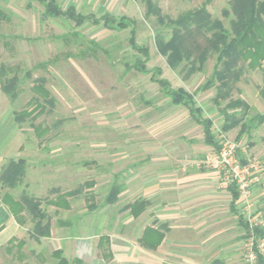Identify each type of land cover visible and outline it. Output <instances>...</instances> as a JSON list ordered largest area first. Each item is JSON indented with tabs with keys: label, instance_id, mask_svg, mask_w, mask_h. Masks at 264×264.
I'll return each instance as SVG.
<instances>
[{
	"label": "rangeland",
	"instance_id": "374dc122",
	"mask_svg": "<svg viewBox=\"0 0 264 264\" xmlns=\"http://www.w3.org/2000/svg\"><path fill=\"white\" fill-rule=\"evenodd\" d=\"M56 1L63 10L74 4L77 12L86 15H126L136 20L137 42L150 49L148 67L162 68L163 76L170 80L174 88L183 87L195 93L214 70L216 55L208 58L203 72L193 75L169 68L165 57L157 52L154 39L156 18L146 17V0ZM206 1L154 0L162 15L174 19L187 10L199 8ZM229 2L211 0L207 6L212 16L223 21L226 27H229L231 19L224 14L225 10L230 9ZM44 10V5L38 0H0V11L6 16L0 18V66L4 64L12 67L22 79L18 99L12 102L0 90V105L13 115L16 111L28 108L29 100L37 96L33 85L38 83L39 78L45 80L43 86L53 98V104L41 100L45 110L35 121V124L48 127L44 142H40L29 120L18 124L24 147L32 151L22 155L25 159L30 158L32 166L25 182L37 186L28 192L34 196L54 198L56 193L52 190L55 188L61 191L76 189L84 187L86 181L93 179L96 183L95 208L90 209L85 198V191L89 187H84L82 193L71 199L72 207L69 209L45 208L53 221L54 237L50 240L42 238L40 241L31 237L34 224L30 214L25 212L24 225L15 238L26 241V244L20 250L14 248L9 253L5 249L8 243L2 242L12 230L8 228L2 232L0 264H57L52 256L57 235L85 238L93 234L122 233L123 221L129 214L121 215L124 218L118 215L115 222L121 208L105 204L112 183L115 180L120 182V178L113 177L114 170H123L129 164L132 165L131 159L139 163L140 140L146 135L141 127L154 122L157 116L168 109L165 105L167 97L151 81L150 76L126 70V65H131L138 57L129 43L131 28L114 31L88 21L77 27L74 21L64 17H44ZM65 35L67 37H61ZM28 71L30 76L27 75ZM216 94V87L196 94L202 117L214 121L213 133L218 145L224 140L236 142L239 145L238 154L242 158L262 163L264 183V123L243 135L240 140H237L238 128L229 132L221 131L224 122L222 109L231 99H241L249 106L244 120L264 112V66L252 70L245 65L229 97L220 104L215 102ZM156 102L162 106L154 108ZM5 125L0 124L2 140L11 139L15 143L16 136ZM196 135L199 136V132ZM126 156H131L127 160L128 164ZM76 160L82 163H78L77 174L75 164L70 163ZM62 163L72 167L71 176L44 170ZM23 187L24 184L10 191L19 198ZM256 187L255 215L259 224L264 226L263 187ZM60 220L69 222L65 226L68 228L61 229ZM244 240L245 232L240 251L244 264H247ZM260 243L264 253V239ZM63 255L70 261L73 259L64 252Z\"/></svg>",
	"mask_w": 264,
	"mask_h": 264
},
{
	"label": "crops",
	"instance_id": "0c3cea01",
	"mask_svg": "<svg viewBox=\"0 0 264 264\" xmlns=\"http://www.w3.org/2000/svg\"><path fill=\"white\" fill-rule=\"evenodd\" d=\"M71 6L76 9L74 4L68 8ZM158 103L154 108L162 106ZM165 105L167 112L141 127L146 135L140 140L139 163L131 159L132 165L114 170L113 177L120 178L119 183L123 185L118 201L112 205L121 208L115 222L118 215L129 214L123 221L122 233L93 234L85 238L57 235L55 249L63 250L69 257L80 258L86 264H244L240 250L245 226L238 199L233 203L231 189L219 188V172L203 165L204 152L214 146L206 143L203 126L194 121L188 109L173 105L169 97ZM2 106L0 124H6L17 141L11 142L9 136L10 140H2L0 133V172L4 162L25 158L23 153L32 152L21 141V128L15 116ZM130 157L126 156V163ZM26 159L25 179L32 169L30 158ZM80 162H70L75 164V174ZM50 167L44 170L73 174L72 167L66 163ZM36 187L24 180L21 193ZM10 190L0 183V234L8 228L12 230L2 243L16 237L24 225L14 218L3 201L5 193L13 194ZM65 191L68 189L62 192ZM137 200L145 201L146 205L135 217L130 213V206ZM43 208L58 207L43 205ZM69 224L59 221L61 229L68 228L65 226ZM51 225V237L43 238L45 240L54 237L52 220ZM147 229L153 232L146 233V243L156 244L155 247L142 242ZM101 236H107L108 240L103 243Z\"/></svg>",
	"mask_w": 264,
	"mask_h": 264
},
{
	"label": "trees",
	"instance_id": "16d2710c",
	"mask_svg": "<svg viewBox=\"0 0 264 264\" xmlns=\"http://www.w3.org/2000/svg\"><path fill=\"white\" fill-rule=\"evenodd\" d=\"M38 1L44 5L43 15L46 18L64 17L74 21L77 27L88 21L114 31L131 28L129 43L132 49L137 52L138 57L131 65H126V70H134L150 76L151 81L161 88L163 94L170 98L173 105L188 109L194 121L203 126L206 143L214 147H218V143L212 130L213 121L202 117V109L197 105L195 99L196 94L216 87L215 102L220 104L222 100L229 97L233 84L240 79L245 65L252 70L262 69L264 66V0H230V9L224 11L227 17H231L229 27H226L220 19L214 18L207 9L211 0H207L199 8L183 12L175 19L162 15L154 0H146V17L156 18L154 39L157 52L165 57L170 69L186 71L187 75L200 73L203 72L208 58L216 55V63L212 74L196 89L195 93H190L183 87H172L170 80L163 76L164 71L162 68L148 67L147 63L151 59L150 49L148 46L137 42L136 20L125 15L120 17L110 14H104L100 17L94 14L86 15L77 12L73 6L63 10L56 0ZM5 17L4 13L0 11V18ZM61 37L65 38L67 36ZM27 75L30 76V71L27 72ZM21 81L18 72L12 67H6L4 64L0 66V90L12 102L17 100L20 95ZM44 81L43 78H39L38 83L33 85L37 96H33L29 100L27 103L29 107L14 113L18 124L25 120L30 121L36 136L41 140L40 142H44V136L48 132V127L35 124V121L45 110L41 100L53 104V98L50 97L49 92L43 86ZM248 109L249 106L243 100L231 99L222 109L224 122L221 131L229 132L238 128L237 140H240L243 135L261 126L264 123V112L252 119L244 120ZM238 114L242 117H239ZM238 155L243 162L246 161L240 154ZM27 170V159L9 160L0 172V183L5 188L15 189L24 184ZM95 185L93 179L86 181L84 184V187H89L85 191V198L89 202L88 207L90 209L95 208L94 200L96 196L93 190ZM84 187L80 186L65 192L55 188L52 190L56 193L54 198H39L29 194L27 190H24L21 196L16 198L13 194L7 192L3 196V201L17 221H24V212L30 214L34 224L31 237L40 241L42 238L51 237L52 233L51 218L43 205H53L58 209H69L71 207L70 199L82 193ZM230 189L233 194V203H235L239 197L238 191L234 186ZM122 190L123 185L115 180L105 197V204L114 205L118 201ZM145 205L146 202L143 200L135 201L130 206V213L138 217ZM244 226L246 227L245 222ZM148 232H153V229L145 231L142 242L149 247H155L156 244L146 243V233ZM257 236L264 239V229L261 226L257 229ZM101 240L104 243L108 240V237L101 236ZM25 244L26 241L13 237L8 241L5 249L11 253L14 248L20 250ZM52 256L57 260V264H86L80 258L68 260L64 257L61 249H55ZM259 264H264V256H259Z\"/></svg>",
	"mask_w": 264,
	"mask_h": 264
},
{
	"label": "built area",
	"instance_id": "2783aa9c",
	"mask_svg": "<svg viewBox=\"0 0 264 264\" xmlns=\"http://www.w3.org/2000/svg\"><path fill=\"white\" fill-rule=\"evenodd\" d=\"M239 145L231 140H224L205 154L203 165L219 172V188L238 191V208L245 227L243 248L247 264H259V256H264L261 249V238L257 229L261 226L255 215L256 186L263 187V166L258 160L248 159L245 162L238 155Z\"/></svg>",
	"mask_w": 264,
	"mask_h": 264
}]
</instances>
